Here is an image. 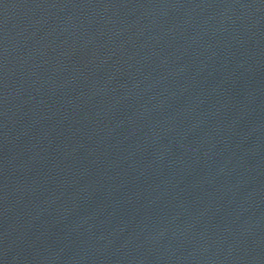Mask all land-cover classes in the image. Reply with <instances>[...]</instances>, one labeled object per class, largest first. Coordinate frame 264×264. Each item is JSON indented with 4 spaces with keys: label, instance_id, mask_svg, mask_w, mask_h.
<instances>
[{
    "label": "water",
    "instance_id": "1",
    "mask_svg": "<svg viewBox=\"0 0 264 264\" xmlns=\"http://www.w3.org/2000/svg\"><path fill=\"white\" fill-rule=\"evenodd\" d=\"M0 264H264V0H0Z\"/></svg>",
    "mask_w": 264,
    "mask_h": 264
}]
</instances>
